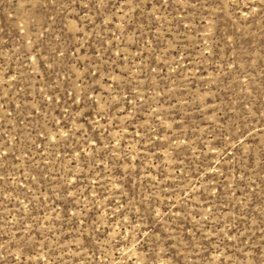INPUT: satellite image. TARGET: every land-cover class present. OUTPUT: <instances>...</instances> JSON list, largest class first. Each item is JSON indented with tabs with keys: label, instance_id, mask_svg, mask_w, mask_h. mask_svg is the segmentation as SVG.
I'll list each match as a JSON object with an SVG mask.
<instances>
[{
	"label": "rangeland",
	"instance_id": "obj_1",
	"mask_svg": "<svg viewBox=\"0 0 264 264\" xmlns=\"http://www.w3.org/2000/svg\"><path fill=\"white\" fill-rule=\"evenodd\" d=\"M0 264H264V0H0Z\"/></svg>",
	"mask_w": 264,
	"mask_h": 264
}]
</instances>
